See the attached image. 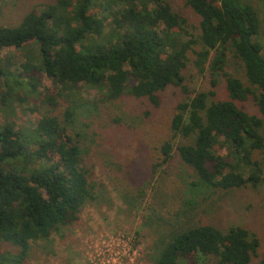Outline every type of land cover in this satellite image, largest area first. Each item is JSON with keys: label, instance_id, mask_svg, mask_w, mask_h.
Segmentation results:
<instances>
[{"label": "trees", "instance_id": "1", "mask_svg": "<svg viewBox=\"0 0 264 264\" xmlns=\"http://www.w3.org/2000/svg\"><path fill=\"white\" fill-rule=\"evenodd\" d=\"M182 8L191 15L170 0H31L17 24L0 25V112L12 116L26 102L39 110L38 100L48 107L31 127L0 123V264H26L32 242L76 223L95 198L81 136L65 124L81 85L102 90L103 101L130 95L155 106L161 91L178 87L185 97L159 146L161 163L176 155L194 171V187L264 184L259 11L243 0H183ZM10 47L22 56L2 54ZM190 64L208 73L207 90L185 84ZM44 75L52 95L38 89ZM59 105L63 119L53 114ZM259 249L246 227L198 223L171 230L154 264H264Z\"/></svg>", "mask_w": 264, "mask_h": 264}, {"label": "rangeland", "instance_id": "2", "mask_svg": "<svg viewBox=\"0 0 264 264\" xmlns=\"http://www.w3.org/2000/svg\"><path fill=\"white\" fill-rule=\"evenodd\" d=\"M30 1L0 0V25L17 24ZM170 1L174 9L191 15L182 8L183 0ZM243 1L259 11L258 41L264 53V0ZM2 54L22 56L12 47ZM230 63L231 71L242 73L239 63ZM184 76L190 89L210 86L208 73H199L193 64ZM52 84L44 75L38 89L52 95ZM4 90L0 84V94ZM223 91L220 84V96ZM102 96V90L81 85L73 121L65 123L69 133L81 136L82 153L94 174L95 198L86 202L76 223L60 228L48 239L32 242L26 264H154L171 230L198 223L221 229L246 227L257 233L259 251L264 252V184L229 190H209L204 184L194 187V171L176 155L161 163L159 146L169 137L176 105L185 97L178 87L161 91L156 106L130 95L107 101ZM63 106L54 108L53 114L62 118ZM248 106L254 110L251 102ZM38 107L35 110L26 102L16 106L12 116L0 112V123L7 119L16 128L31 127L48 109L39 100ZM250 264H260L259 259Z\"/></svg>", "mask_w": 264, "mask_h": 264}]
</instances>
